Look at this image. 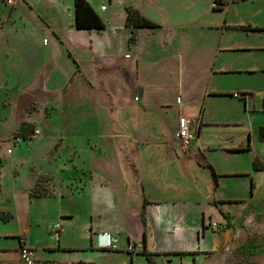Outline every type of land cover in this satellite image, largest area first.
I'll return each instance as SVG.
<instances>
[{
	"label": "crops",
	"instance_id": "crops-1",
	"mask_svg": "<svg viewBox=\"0 0 264 264\" xmlns=\"http://www.w3.org/2000/svg\"><path fill=\"white\" fill-rule=\"evenodd\" d=\"M18 1H5L11 7L8 18L19 10L16 15L20 21L13 20L14 28L6 30L7 41L0 42V67L8 62L12 69L6 80L14 77L23 91L32 88L38 75L46 93L57 85L67 89L92 84L113 94L111 105L98 109V119L104 113L110 122L108 129L98 134L103 165L86 172L83 169L79 179L69 174L63 189L50 187L52 193L35 196L29 190L30 198L58 195L62 205L65 200L72 203L66 213L58 211L62 223L59 236L54 234L55 244L30 245L26 241L35 263L150 264L143 254L147 250L153 254L154 264H250L261 255L264 264V209L255 204L256 200L264 201V196L256 194L255 183L264 168H254L255 159L264 164V155L258 151L259 142H264L259 137L262 125L251 143L246 139L248 131L252 136L251 127L242 139L222 131L244 125L234 115L240 109L245 111L253 95L236 98V90H252L249 84L259 73L264 79V54H260L264 53V37L257 42L253 35L264 32V23L239 24L210 15L237 2L220 10L213 7L215 0H108L110 7L104 0L96 5L87 0L107 25L114 24L113 31L107 27L96 31L76 28L75 0H45L55 16L54 23L42 12L41 1L36 5L29 0L19 5ZM128 7L138 9L158 26L127 27ZM28 12L41 22L31 21ZM67 13V30L74 41L85 37L86 48L77 49L75 43L72 47L64 29L56 25ZM250 27L260 29H243ZM133 30L136 40L129 44ZM48 33L54 37L52 42L45 37ZM144 47L150 48L148 54ZM84 50L94 56L93 63L98 59L94 72L86 69ZM147 64L153 67L147 70ZM162 70L167 80L172 77L171 83L158 80L156 74ZM228 79H238V86L229 87ZM166 82L168 90L177 91L174 102L172 92L160 93L159 100L146 97V86L162 87ZM123 85L134 89L132 99L117 98L114 90ZM192 91L196 99H190ZM227 101L236 111L228 108ZM77 105L81 111H89L84 101ZM174 105L197 110L195 114L189 110L169 112ZM71 114L77 121L86 118H80V111ZM155 116L170 120L173 137L169 130L154 126ZM181 117L190 119L197 131L188 151L177 138ZM157 121L159 126L163 123ZM248 161L249 166L252 161L251 168ZM72 182L82 188L69 189L67 184ZM76 214L83 216L79 230L86 240L84 245L63 243L64 235L75 236ZM212 223L220 224L221 229L213 230ZM8 255L14 256V263L24 264L19 240L12 246L0 243V264L13 263Z\"/></svg>",
	"mask_w": 264,
	"mask_h": 264
},
{
	"label": "rangeland",
	"instance_id": "rangeland-1",
	"mask_svg": "<svg viewBox=\"0 0 264 264\" xmlns=\"http://www.w3.org/2000/svg\"><path fill=\"white\" fill-rule=\"evenodd\" d=\"M5 1L0 0V35L4 33L3 37H0V42L7 41L9 36H7L6 30L14 28V19L17 20V23H20L16 15L19 10L11 19L8 18L11 7L5 5ZM29 1L33 5L41 1V4H43L42 12L50 22H55V16L46 7L45 0ZM94 1L96 5V3L102 0ZM104 2L109 6L108 0H104ZM17 4H23L22 0L18 1ZM7 7L8 11L6 10ZM27 15L31 21L41 22L39 18L37 19L30 12ZM210 15L222 18L227 17L233 23L246 25L263 24L264 0L240 1L231 4L224 12L214 13L212 11ZM69 18V14L67 13L61 18V24L56 23V25L64 29L63 33H65L68 41L73 45L72 47H74L73 43H75L77 49L79 47L82 49L86 48L85 37L79 40L77 38V41H74L72 32L67 30L69 28L67 26L69 25ZM113 25L112 22L108 23L107 29L113 31ZM30 27L37 30L35 23H31ZM253 35L257 42H261L264 32ZM45 37L51 42L54 38L51 33H48ZM135 40L136 35L134 34L133 39H128V43H134ZM143 51L148 54L150 48L144 47ZM162 52L165 53L166 50H162ZM82 54V60L85 61L86 69L94 72L98 59L95 58L96 61L93 63L91 61L94 59L93 55L86 50L82 51ZM60 55L62 56V53ZM64 56L68 57V54L66 53ZM154 57H150V59L153 60ZM2 65L0 67V243L10 246L17 245L18 238L24 237L30 245L35 243L55 244L54 234L55 230H57L55 224L59 223L61 225L62 223L59 212L66 213L67 209L71 208L72 203L65 200V205H62L59 203L61 202V198L58 195L48 196L42 200H37L34 197L30 198L29 190L31 188V195L52 193L50 187L63 189L69 174L79 179L82 176L83 169L86 172L88 169H97L103 165L102 158L100 157L101 149L98 146V134L100 131L104 132L107 130L110 122L104 113L98 119V109L101 110V108L111 105L110 102L113 100V94L111 90H105L92 84L88 87H80L79 84L78 87L71 86L67 89H61V86L57 85V88H51L50 92L46 93L42 91L44 90L45 83H42V77L38 75H36L37 79L32 88H25L21 91V84L15 81L14 77L12 81L5 79L7 74L12 71L10 64L5 62ZM145 67H147V70H150L149 68H152L153 65L147 64ZM62 68L63 71H66L63 63ZM156 76L158 80H166L171 83L172 77L167 80L163 70L159 71ZM4 79L9 82L8 85H6ZM53 81L58 83V79L56 78ZM238 82V79H228L227 85L229 87H236L238 86ZM167 84V82L161 83L162 87L156 84L149 85V87L146 86V97L150 98L151 96L154 100H159L160 93L172 92L170 96L172 102H174L177 91L168 90ZM249 85L252 90H236L239 94H245L248 99L251 98L249 96L250 93L253 95L252 100L249 99L245 111L242 112L240 109L234 115L240 120V124L244 125L229 126L222 131L224 133L235 134L236 139H242L244 131L251 127L253 128L252 136L251 131H248L246 136L247 141L251 143V140L255 138L259 125H264V79L262 74L259 73L258 79ZM8 86L11 88V91L10 89L6 91ZM151 86L155 88H151ZM114 91L118 93L117 98L121 95V99H132L134 95V89L125 85L120 89L116 88ZM194 93L193 91L191 92L193 95L190 99L197 98ZM81 101H84V104L89 107V111H81L80 108H77L81 107V105H77ZM227 102L229 104L228 108L231 107L234 111L235 107H233V103ZM71 106L72 110H70ZM188 110L195 114L197 108L174 105L172 111L169 112L180 114L186 113ZM79 111L80 118H86L77 121L72 118L73 115L71 113L76 114ZM85 113H89V115L87 116ZM158 119L162 120L160 122H163L160 123V126L157 121ZM169 122V119H164L160 116L158 118L155 116L154 118V126L163 128L165 132L169 130V135L173 137V129L170 127ZM39 129L43 130L42 135L39 133ZM24 135L29 137L24 139ZM58 137H64L65 139L59 140ZM259 144L262 145L258 146V151H261L264 155V142L260 141ZM55 146H59V148L55 149ZM245 155L249 156V154ZM261 160L264 163V159ZM77 166L79 170L76 171ZM248 167H252V161L250 166L248 161ZM255 183L257 185L256 194L260 197L264 196V173L257 175ZM67 187L72 190L73 188H82V185L72 182L68 183ZM75 203L76 201L73 206H75ZM255 204L258 205L257 207L264 209V201L256 200ZM10 214L12 218H10ZM73 223L75 228H77L75 236L71 234L64 235L63 243L84 245L86 240L81 236V231L79 230L84 223L83 216L76 214ZM37 224L40 226H37ZM60 232L61 230L58 229L59 234ZM7 257L12 260V264H16L14 263L16 260L13 255H8ZM261 262L262 255L252 259L250 264H261Z\"/></svg>",
	"mask_w": 264,
	"mask_h": 264
},
{
	"label": "trees",
	"instance_id": "trees-1",
	"mask_svg": "<svg viewBox=\"0 0 264 264\" xmlns=\"http://www.w3.org/2000/svg\"><path fill=\"white\" fill-rule=\"evenodd\" d=\"M244 0H215L214 1V8L215 9H224L230 2H238ZM75 26L77 29H88V30H96L102 31L105 30L107 27L106 22L100 17V15L94 10L91 4L87 0H75ZM126 26L130 28H143V27H157L158 25L143 16L138 9L135 8H127V19H126ZM243 27V26H242ZM246 30H259L260 28H243ZM134 30L131 35V39L134 36ZM29 136L24 135V139H27ZM259 137L261 140L264 141V125L260 127ZM211 167V166H210ZM254 168L255 169H263L264 164L260 163L255 159L254 161ZM212 169V175L214 181L217 182V174L215 170ZM35 196L45 195V194H32ZM20 238V237H19ZM18 238V240H19ZM143 254L146 256L150 264H154L152 260V253L145 250Z\"/></svg>",
	"mask_w": 264,
	"mask_h": 264
},
{
	"label": "built area",
	"instance_id": "built-area-1",
	"mask_svg": "<svg viewBox=\"0 0 264 264\" xmlns=\"http://www.w3.org/2000/svg\"><path fill=\"white\" fill-rule=\"evenodd\" d=\"M7 4H12L13 0H6ZM215 4H213L214 6ZM104 8V7H103ZM46 41V40H45ZM234 96L236 98H245V94L235 93ZM197 137V131L194 128L193 122L186 118L181 117L179 120V130L177 132V138L180 141L181 147L184 151H188L191 147L193 140ZM210 227L213 230L219 231L221 229L220 224L212 223ZM55 235L59 236L58 229H60V225H56ZM20 243V257L24 264H35V260L33 257V252L28 247L26 243V239L24 237L19 238Z\"/></svg>",
	"mask_w": 264,
	"mask_h": 264
}]
</instances>
